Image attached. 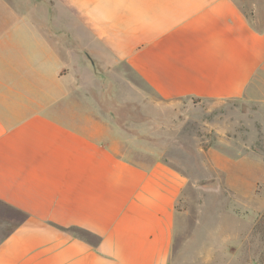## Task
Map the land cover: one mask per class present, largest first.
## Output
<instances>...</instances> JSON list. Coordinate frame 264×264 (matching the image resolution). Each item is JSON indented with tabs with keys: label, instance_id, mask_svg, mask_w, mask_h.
I'll list each match as a JSON object with an SVG mask.
<instances>
[{
	"label": "crops",
	"instance_id": "obj_1",
	"mask_svg": "<svg viewBox=\"0 0 264 264\" xmlns=\"http://www.w3.org/2000/svg\"><path fill=\"white\" fill-rule=\"evenodd\" d=\"M249 8L0 0V264H170L189 176L106 105L264 108V7ZM109 73L133 96H109Z\"/></svg>",
	"mask_w": 264,
	"mask_h": 264
},
{
	"label": "rangeland",
	"instance_id": "obj_2",
	"mask_svg": "<svg viewBox=\"0 0 264 264\" xmlns=\"http://www.w3.org/2000/svg\"><path fill=\"white\" fill-rule=\"evenodd\" d=\"M238 1L247 12L253 3L264 7V0ZM107 80L109 96H133L124 82L116 87L126 73H109ZM106 106L109 127L129 129L136 122L154 130L140 143L171 156L189 176L177 205L170 264H264V108L241 100L137 108L109 99Z\"/></svg>",
	"mask_w": 264,
	"mask_h": 264
}]
</instances>
